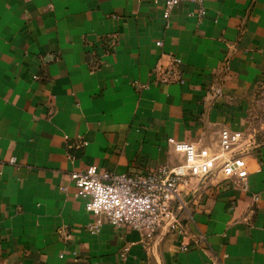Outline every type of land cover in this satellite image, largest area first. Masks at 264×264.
<instances>
[{"label": "crops", "instance_id": "crops-1", "mask_svg": "<svg viewBox=\"0 0 264 264\" xmlns=\"http://www.w3.org/2000/svg\"><path fill=\"white\" fill-rule=\"evenodd\" d=\"M205 7L185 0L165 19L150 0H0V264H264V143L246 157L248 189L210 179L186 234L105 218L91 232L71 179L157 172L185 160L169 138L216 148L223 128L243 130L264 0ZM170 53L182 80L163 83Z\"/></svg>", "mask_w": 264, "mask_h": 264}, {"label": "built area", "instance_id": "built-area-1", "mask_svg": "<svg viewBox=\"0 0 264 264\" xmlns=\"http://www.w3.org/2000/svg\"><path fill=\"white\" fill-rule=\"evenodd\" d=\"M154 4L163 2V16L169 19L172 10L185 0H150ZM199 5V15L206 14L205 0H189ZM116 44L115 35L104 39L103 45L112 50ZM161 46L162 42L158 41ZM171 64L160 70L163 83L181 81L179 66L182 59L169 54ZM101 66V60H94L90 70ZM175 150L184 154L183 163L172 167H161L157 172L146 175L120 174L99 170L96 165L84 171L71 173L76 195L85 200V208L96 219L88 225L97 233L105 218L113 226H125L152 237L160 230L186 234V224L195 222V213L208 188L210 179L228 181L225 186L247 190L249 169L246 157L257 145L255 140L243 131L223 128L216 148L198 146L191 142L169 138ZM87 142L81 140L80 146ZM17 163L16 158L10 160ZM257 199V198H256ZM200 239L205 241L202 235ZM187 250L188 246L183 245ZM210 264H225L214 259Z\"/></svg>", "mask_w": 264, "mask_h": 264}, {"label": "rangeland", "instance_id": "rangeland-1", "mask_svg": "<svg viewBox=\"0 0 264 264\" xmlns=\"http://www.w3.org/2000/svg\"><path fill=\"white\" fill-rule=\"evenodd\" d=\"M242 131L257 145L264 143V73L247 99Z\"/></svg>", "mask_w": 264, "mask_h": 264}]
</instances>
